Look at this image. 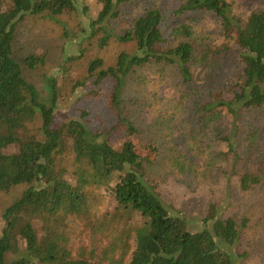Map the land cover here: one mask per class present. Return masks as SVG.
Wrapping results in <instances>:
<instances>
[{"label":"trees","instance_id":"1","mask_svg":"<svg viewBox=\"0 0 264 264\" xmlns=\"http://www.w3.org/2000/svg\"><path fill=\"white\" fill-rule=\"evenodd\" d=\"M94 1L99 11L92 26L104 32L99 46L106 47L112 33L124 46L113 65L93 59L86 76L72 85L98 91L110 83L106 90L116 118L96 129L84 110L59 118L55 77L46 80L49 97L43 100L17 56L27 19L60 21L73 10L87 15L86 0H0V193L25 187L1 213L0 264L10 255L16 256L13 264H236L226 246L242 243L250 217L227 214L214 201L204 214L205 228L192 231L148 181L159 149L146 142L123 104L130 79L145 82L143 72L175 66L174 80L189 89L196 86L198 69L234 52L237 76L205 95L194 88L190 96L196 104L190 106L210 121L227 120L217 157L224 162L221 174L235 172L240 153L234 130L246 123L243 112L264 111V8L248 12L230 0H181L177 6L142 0V14L131 15L136 0ZM202 13L219 19L220 42L199 38L192 23L179 22ZM127 15L126 28L109 29ZM35 108L41 111L42 132L22 134L24 115ZM236 175L241 189L251 190L264 182V164Z\"/></svg>","mask_w":264,"mask_h":264},{"label":"rangeland","instance_id":"2","mask_svg":"<svg viewBox=\"0 0 264 264\" xmlns=\"http://www.w3.org/2000/svg\"><path fill=\"white\" fill-rule=\"evenodd\" d=\"M180 1L162 0V3L177 6ZM230 1L248 12L264 8V0ZM86 3L90 7L87 15L73 10L65 12L60 21L27 19L22 26L17 56L26 79L37 86L43 100L49 97L46 80L55 77L61 98L59 118L78 117L80 110H84L89 113L88 124L96 129L111 124L116 118L106 90L110 83L98 91L92 86L76 89L72 85L86 76L93 59L101 58L113 65L124 46L113 33L106 47L99 46L104 32L92 26L99 5L94 0H86ZM142 6V0H136L130 7L131 15L142 14ZM125 17L128 15L123 19ZM124 21L111 22L109 29L120 32L126 28L127 21ZM181 21L192 23L199 38L222 40L220 21L212 14L183 16ZM238 70L240 61L232 52L218 58L212 67L198 69L196 86L185 89L174 80L175 66L158 65L152 73H142L145 82L130 79L123 111L143 130L146 142L153 141L159 149L156 151L158 157L148 166V181L156 186L168 207L180 211L192 231L205 228L203 217L214 201L221 203L222 211L227 214L250 217L242 243L226 248L234 253L236 264H264V182L244 191L236 175L245 170L255 171L257 165L264 164V111L243 112L246 123L240 130H234L239 138L240 161L235 172L226 175L220 173L219 167L224 162L217 154L224 147L219 137L228 126L227 120L210 121L208 115H202L196 109L195 115V105L190 106V103L196 104L190 96L194 88L198 95L221 89L237 76ZM35 109L25 113L22 134L39 135L42 132L41 111ZM24 189L21 186L12 193H0V233L4 227L1 213L22 196ZM238 248L243 250L242 255L236 253ZM15 258L10 255L7 264H13Z\"/></svg>","mask_w":264,"mask_h":264}]
</instances>
